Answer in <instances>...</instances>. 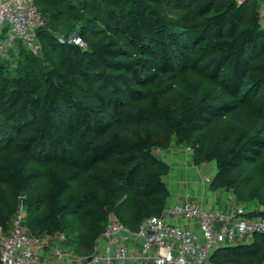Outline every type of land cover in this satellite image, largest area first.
Instances as JSON below:
<instances>
[{
    "label": "trees",
    "instance_id": "16d2710c",
    "mask_svg": "<svg viewBox=\"0 0 264 264\" xmlns=\"http://www.w3.org/2000/svg\"><path fill=\"white\" fill-rule=\"evenodd\" d=\"M65 1L87 11L75 17L81 46L54 34L42 8L49 4L34 0L45 20L37 31L40 55L18 44L15 68L0 55V183L25 192L35 183L34 174H25L32 161L59 167L48 191L22 203L27 232L63 234L64 216L83 215L96 225L91 247L124 196L143 199L131 220L114 211L128 228L160 216L168 166L153 149L172 143L193 145L195 164L199 156L215 166L211 187L257 203L262 209L247 216H263L264 171L255 191L238 189L264 155V28L257 0H56ZM186 73L211 82L221 97L212 101L194 91L178 100L173 85ZM229 114L232 122L211 140L212 127ZM100 167L107 173L94 177V185L102 199L94 190L68 192L71 182ZM36 205L44 210L31 218ZM16 212L0 204L1 232H9ZM210 262L264 264V232L222 244Z\"/></svg>",
    "mask_w": 264,
    "mask_h": 264
},
{
    "label": "built area",
    "instance_id": "2783aa9c",
    "mask_svg": "<svg viewBox=\"0 0 264 264\" xmlns=\"http://www.w3.org/2000/svg\"><path fill=\"white\" fill-rule=\"evenodd\" d=\"M44 27L45 20L34 0H0V32L4 30L11 41H20L33 55L39 53L37 31ZM74 42L82 45L78 39ZM164 213L189 223V227L153 215L132 230L111 218L100 236L104 245L101 250L95 248L88 257L89 263L133 259L124 242L134 240L140 242L143 257L151 258L154 264H212L210 256L217 247L246 242L252 234L264 232V215L249 217L243 210H238L231 223L220 225L216 222L223 219L221 211H209L188 200L173 202ZM25 214L21 206L12 218L9 232L0 238V264H31L34 250L42 249L41 239L30 235L23 224Z\"/></svg>",
    "mask_w": 264,
    "mask_h": 264
},
{
    "label": "rangeland",
    "instance_id": "374dc122",
    "mask_svg": "<svg viewBox=\"0 0 264 264\" xmlns=\"http://www.w3.org/2000/svg\"><path fill=\"white\" fill-rule=\"evenodd\" d=\"M40 1L41 3L49 4L45 7H42L41 4L36 2L38 8L41 6L46 10V15L48 14L49 16L47 20H49L48 22L54 31V34H58V37L64 42H74L77 40L78 33L79 30H81L82 25L79 21H76L75 17H81L86 14L87 11L82 8L75 9L68 1H65L64 4H58L56 0ZM257 2L259 4V9L264 10V0H257ZM260 13L261 23L264 28V13L261 11ZM15 49V54L13 53L14 55H9L3 47H0V55L11 62L12 68H15L18 62L21 60V56H17V46ZM47 54V57L51 59L52 55L49 52H47ZM173 89H175L178 100L192 95L194 91H199L200 95L207 94L212 101L221 97V92L216 86L195 73H186L181 75L174 83ZM173 106H176V104ZM232 119V114L221 118L220 122L212 127V135L210 139L214 140L215 136L219 135L229 125V123L232 122ZM213 142H215L216 145L218 144L216 140ZM169 147L164 150H168ZM182 147L185 149V152L190 154L192 161L195 164V147L193 145H182ZM157 151L160 153L163 150L153 149L154 154ZM196 159H199L200 162L199 164L196 163L195 165L206 164V162L202 160V157L199 158V156H197ZM169 169L170 168L168 167L166 173H162V178L165 177V175L169 172ZM262 171H264V155L258 160L256 164L251 165L248 168L246 174L244 175L246 179L243 180L241 184H239V192L245 193L246 189L248 188L255 191L258 187L256 181L257 177ZM58 173L59 167L55 164L41 165L36 161H32L25 174H34L35 183L32 186L26 188L25 192L20 193H15L7 185L0 183V204L6 209L7 212L14 211L16 207L17 210L21 206L24 208L22 205L23 201L37 194H42L48 191L51 187L53 178L56 177ZM106 173L107 170L103 167H100L95 171L83 174L78 181L70 183L68 192L72 193L73 195H80L85 190H94L98 193V197L102 199L104 194L103 190L99 186L94 185V177H104ZM139 200L143 199L138 195L121 197L116 202V210H113L112 212L109 209L107 222L109 219L117 217V214H115L114 211L118 212V214L123 218L131 220L133 209L135 208L136 202ZM43 210L44 208H42V206L36 205L30 210L28 216L33 218L39 211ZM25 216H27V214H25ZM106 223L100 225V228H103ZM62 226L65 231L63 234L53 235L50 238H46V235L38 237L41 239L43 248L34 250L31 264H91L86 260V258L95 251L96 247L98 248V243L101 238L99 237L95 244L89 247V239L92 236L91 231L96 226L95 223L83 215H68L62 218ZM5 234L6 233L0 231V238ZM98 264H104V262H99ZM111 264H115V262H112Z\"/></svg>",
    "mask_w": 264,
    "mask_h": 264
},
{
    "label": "crops",
    "instance_id": "0c3cea01",
    "mask_svg": "<svg viewBox=\"0 0 264 264\" xmlns=\"http://www.w3.org/2000/svg\"><path fill=\"white\" fill-rule=\"evenodd\" d=\"M260 11L264 13V10L261 9ZM18 44L23 46L16 39L11 41L4 30L0 32V47H3L8 54L15 53V47ZM37 45L40 48L39 42H37ZM155 155L170 168L169 172L162 178L169 192L165 208L175 201H192L209 211H221L223 219L217 221V225L234 221L237 218L238 210L249 213L262 209L257 203L245 204L236 201L233 193L227 189H213L211 182L216 172L214 164L195 165L190 154L185 152L182 146L172 143L168 150H163L160 153L157 151ZM207 179L210 181L208 182ZM165 208L161 211V217L168 222L179 224L186 228L189 227L190 224L183 220H175L168 217L164 213ZM46 238L50 237L46 236ZM103 245L104 242L100 238L98 249L101 250ZM124 245L127 247L129 255L134 258L124 262L112 261L115 264H154L151 258L143 257L139 241L127 240ZM87 258L86 260L88 261Z\"/></svg>",
    "mask_w": 264,
    "mask_h": 264
},
{
    "label": "water",
    "instance_id": "95a60500",
    "mask_svg": "<svg viewBox=\"0 0 264 264\" xmlns=\"http://www.w3.org/2000/svg\"><path fill=\"white\" fill-rule=\"evenodd\" d=\"M88 259V261H89V258H87Z\"/></svg>",
    "mask_w": 264,
    "mask_h": 264
}]
</instances>
